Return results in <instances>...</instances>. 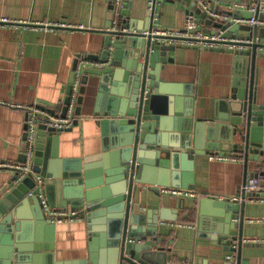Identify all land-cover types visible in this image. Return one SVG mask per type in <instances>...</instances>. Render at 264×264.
Masks as SVG:
<instances>
[{"label":"water","instance_id":"95a60500","mask_svg":"<svg viewBox=\"0 0 264 264\" xmlns=\"http://www.w3.org/2000/svg\"><path fill=\"white\" fill-rule=\"evenodd\" d=\"M128 7L115 17L110 5V24L100 52L86 55L92 62L108 63L84 69L75 110L79 115L87 88L96 89L91 114L101 131V152L81 159L59 158L61 131L41 126L46 131L38 132L32 173L18 182L14 173L0 197V264H178L166 253L170 249L157 245L163 242L157 229L159 222L178 220L184 201L174 209L160 206L145 211L134 199L138 188L148 184L192 190L193 158L209 153L235 154L245 169L255 164L258 171L253 177L264 173V105L257 103L255 91L260 45L241 43L249 50L234 56L227 114L215 111L210 117L194 118L191 108H181L186 99L178 97L183 94L180 88L164 83L160 75L164 59L178 46L161 41L167 38L142 36L140 31L151 29L147 17L140 28L125 11ZM237 29L245 31L246 40H264V28L234 25L230 31ZM70 92L71 86L62 116ZM184 95L189 102L194 98L190 90ZM35 174L43 178L41 190L35 186ZM40 191L49 208L70 210V219L85 221L86 259H55L57 217L41 204ZM194 205L198 236L221 245L220 264H241L245 203L205 195Z\"/></svg>","mask_w":264,"mask_h":264},{"label":"crops","instance_id":"0c3cea01","mask_svg":"<svg viewBox=\"0 0 264 264\" xmlns=\"http://www.w3.org/2000/svg\"><path fill=\"white\" fill-rule=\"evenodd\" d=\"M229 1L251 3L264 0ZM123 2L124 9L129 6L125 11L141 28L147 17L146 0ZM110 5L112 0H0V19L21 23L0 25V164L17 165L23 159L28 106L36 104L62 114L76 59L100 52L105 37L103 32L110 24ZM185 10L183 0H163L160 26L182 28ZM240 16H247V13L241 11ZM31 23H64L83 29L45 30L40 26L31 27ZM234 32L245 34L241 29ZM235 54L223 49L179 46L164 59L160 75L164 83L177 85V90L180 88L183 94L178 97L186 99L181 108H191L194 118L210 117L215 111L227 114ZM188 90L193 91L191 104L184 95ZM255 91L257 103L264 105V53L256 57ZM95 92L96 89L87 88L80 114H75L77 121L70 129L57 133L59 158L81 159L101 152V131L97 119L91 114ZM209 155H195L193 158L192 190L143 184L138 188L135 201L142 204L145 211L160 206L174 209L183 201L184 209L190 208L201 196H237L244 177L249 179L258 171L252 163L245 169L243 159L235 154L228 155L237 156L239 160L216 161L210 160ZM262 169L264 171V166ZM13 176V171L0 168V197ZM160 189H178L194 195H172L161 193ZM157 201L161 204H151ZM47 210L49 213L55 210L68 212L49 207ZM183 210H178L176 222H159L157 237L163 242L159 240L157 245L170 249L166 253L172 256L174 263L220 264L221 245L199 237L198 214L195 222L189 223ZM244 213L243 244L239 250L241 264H264V203L247 202ZM250 219H260L261 222L250 223ZM56 224L55 259H86L89 233L85 221L74 218Z\"/></svg>","mask_w":264,"mask_h":264},{"label":"built area","instance_id":"2783aa9c","mask_svg":"<svg viewBox=\"0 0 264 264\" xmlns=\"http://www.w3.org/2000/svg\"><path fill=\"white\" fill-rule=\"evenodd\" d=\"M186 10L184 14V25L180 29H168L160 26V0H146L147 21L151 27L150 30L140 31L142 36H159L168 40H161L168 46H188L196 49H223L237 53L239 51H248V46H242L241 43H254L260 45L257 48L258 54L264 53V40L261 38L245 39L244 35H238L230 28L234 25H245L249 28H264V1H255L251 3L227 1V0H183ZM225 4V5H223ZM113 14L116 17L124 9L123 0H112ZM245 11L250 17L240 16V12ZM210 21V24L207 22ZM18 22H11L1 18L0 25H16ZM31 27H43L45 30H53L55 28L67 29H83L82 26L75 27L64 23H31ZM215 25H220L217 27ZM137 33V30H133ZM235 34V35H234ZM76 67L74 69V78L71 86V92L68 95L69 101L64 116L52 112L49 108L39 105H31L26 108L27 119L25 122V139H24V162L12 164H0V168L9 169L18 174L17 182L24 179L28 174L32 173L33 159L36 151L38 132L52 128L56 131H65L70 129L77 121L75 110L77 100L80 95L81 78L84 69L105 66L108 62L93 63L86 57L76 59ZM67 96V94H66ZM65 96V97H66ZM41 126L46 129H41ZM48 133V132H47ZM210 160L230 161L239 160L237 156L220 155L210 153ZM35 186L39 190L42 188L43 178L37 174L34 175ZM161 193H169L172 195H194L193 193L178 189H160ZM41 204L47 210L48 205L43 195L39 194ZM218 200H228L236 203L256 202L264 203V173L256 177L246 179L245 183L240 186L239 193L235 197L217 196ZM50 214L57 217L55 223L62 220L70 219L73 213L61 211H51ZM261 222L260 219L248 220V222ZM183 226V225H181ZM253 242V241H251ZM235 246V245H234Z\"/></svg>","mask_w":264,"mask_h":264},{"label":"trees","instance_id":"16d2710c","mask_svg":"<svg viewBox=\"0 0 264 264\" xmlns=\"http://www.w3.org/2000/svg\"><path fill=\"white\" fill-rule=\"evenodd\" d=\"M183 212H185L186 214V221L189 223H194L197 217V211L195 208V205L190 207V208H186L183 210ZM185 222V223H187Z\"/></svg>","mask_w":264,"mask_h":264}]
</instances>
